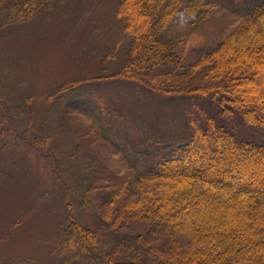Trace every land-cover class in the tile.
I'll use <instances>...</instances> for the list:
<instances>
[{
  "label": "rangeland",
  "instance_id": "rangeland-1",
  "mask_svg": "<svg viewBox=\"0 0 264 264\" xmlns=\"http://www.w3.org/2000/svg\"><path fill=\"white\" fill-rule=\"evenodd\" d=\"M27 1L31 17L16 22V8L0 3V264H87L55 249L70 218L97 231L118 260L155 264L149 249L159 252L165 240L147 226L111 228L114 207L101 193L153 166L155 156L143 152L150 146L187 142L193 115L255 143L264 144V128L237 112L225 116L209 97L113 78L131 45L117 15L123 0ZM242 1L215 0L214 15L199 25L187 9L177 13L168 29L188 63L239 28L255 2ZM76 80L89 82L58 93ZM249 84L264 102V62ZM99 97L107 108L97 109ZM89 106L92 113L81 111Z\"/></svg>",
  "mask_w": 264,
  "mask_h": 264
},
{
  "label": "trees",
  "instance_id": "trees-1",
  "mask_svg": "<svg viewBox=\"0 0 264 264\" xmlns=\"http://www.w3.org/2000/svg\"><path fill=\"white\" fill-rule=\"evenodd\" d=\"M4 1L17 10L12 21L29 20V1ZM251 4L235 32L188 63L168 28L182 9L196 14L193 25L206 22L215 0H123L117 15L131 40L129 59L112 77L161 94L209 97L225 116L237 112L246 123L264 128V102L248 85L264 62V0ZM82 82L89 80L71 81L58 93ZM93 102L97 109L109 105L103 97ZM92 108L81 111L89 114ZM100 118L103 126L105 116ZM190 124L187 142L150 146L143 152L155 156L153 166L106 187L101 194L114 207L106 220L115 229L147 226L150 237L163 238L159 252L149 249L155 264H264V144L238 138L211 117L193 115ZM256 168L260 174H254ZM70 220L55 248L59 254L87 264H144L133 257L118 260L97 231Z\"/></svg>",
  "mask_w": 264,
  "mask_h": 264
}]
</instances>
